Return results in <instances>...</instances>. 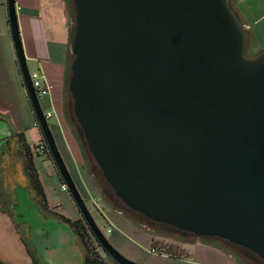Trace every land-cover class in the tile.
<instances>
[{
  "label": "water",
  "instance_id": "water-1",
  "mask_svg": "<svg viewBox=\"0 0 264 264\" xmlns=\"http://www.w3.org/2000/svg\"><path fill=\"white\" fill-rule=\"evenodd\" d=\"M68 89L79 135L112 194L171 230L219 239L264 260V49L229 0H72ZM7 19L24 87L53 164L97 244V227L57 147L33 87L16 0ZM5 129L6 123H2ZM7 132L4 136H9ZM17 212L33 237L51 233L43 264H83L67 222L45 218L25 190ZM24 237L0 212V261L33 264Z\"/></svg>",
  "mask_w": 264,
  "mask_h": 264
},
{
  "label": "rangeland",
  "instance_id": "rangeland-1",
  "mask_svg": "<svg viewBox=\"0 0 264 264\" xmlns=\"http://www.w3.org/2000/svg\"><path fill=\"white\" fill-rule=\"evenodd\" d=\"M229 2L231 3L233 0H229ZM72 5L75 12L73 2ZM260 23V25H263L264 21H260ZM249 53L251 54L250 51H248V54ZM255 54L256 53H254V55ZM27 64L31 73L39 71L38 67L33 63L27 62ZM39 102L44 114H47L49 111L54 113L45 97H40ZM66 106L67 120L71 123V117L74 115L73 100L68 87L66 91ZM0 111L7 114L5 116V122L7 124L10 122V119L13 118L16 122L18 121L20 125L23 126L27 139L35 152L34 161L40 179H42L47 198L53 206H48L46 209L43 207L40 197L34 188V184L26 172V157L20 143V138L17 135L16 138L14 137L10 139L6 144H4V146L0 145V210L7 211L11 216H15L14 210L16 209H14V205L17 203L15 190L16 188H20L29 191L32 198L39 205L41 212L46 217H54L58 220H60L59 217H64L70 219L72 222L83 220L69 191L62 190V180L53 164L51 156L37 153L39 145L44 142L43 135L37 124L36 128L33 130L34 132H30V127L33 123H35V114L27 98V93L17 63L16 53L7 19L6 0H0ZM48 123L61 156L86 204L88 211L108 242L112 245L115 244V239H119L126 244L128 248L137 251V253L143 257L141 261H138L137 259H130L128 255L122 254L112 245L127 259L139 264L179 263V261L171 258H163V256L160 255L167 253L175 255L182 254V250L180 248L181 245L178 242V244H175V240L172 239L171 236L162 231L150 228L144 221H137L141 224V226L143 225L141 229L137 225H134V222L128 221L127 218L111 209L118 208L107 195L113 193L112 189L103 179L101 170L98 168L94 158L89 152L86 142H81L78 138L76 133V123L72 122L71 125L84 152L86 160L84 164L80 163L78 155H76V153L71 149L66 140L68 135L73 140L68 127L64 124V135L62 130L55 127L57 123L56 116L49 119ZM67 133L68 135L66 136ZM24 138L26 140L25 135ZM38 139H40V141L37 143ZM6 154H8L9 157H7ZM108 203L112 206L111 208L106 206ZM122 210L124 212L125 209L123 208ZM125 213H127V215L132 219L134 218L133 216H135L132 212H128L126 210ZM133 220L136 221L135 219ZM128 223L131 225L133 224V227L139 236L125 230ZM109 224H111V226ZM106 226H109L112 229V233H107ZM18 229L27 241L29 248L33 251L26 225L23 223L19 224ZM89 233L91 232L89 231ZM78 238L81 249L86 255L87 249L85 248L84 242L79 236ZM149 238H151L152 241L148 240ZM98 249L101 253V257L106 260L107 264H115V262L106 255L100 246ZM94 251L98 252L96 248Z\"/></svg>",
  "mask_w": 264,
  "mask_h": 264
},
{
  "label": "crops",
  "instance_id": "crops-1",
  "mask_svg": "<svg viewBox=\"0 0 264 264\" xmlns=\"http://www.w3.org/2000/svg\"><path fill=\"white\" fill-rule=\"evenodd\" d=\"M72 6V0H16L19 30L27 62L36 65L38 69L43 72L47 82L52 87L50 95L45 96V98L54 111V113L49 111L53 114L52 118L56 116L57 123L55 127L62 130L63 134L65 132L64 124L68 127L73 140L69 137L68 133L66 134V136L68 135L66 140L71 149L78 155L80 163L84 164L86 162L84 152L66 116V91L72 62L70 32L75 19V12ZM232 7L247 30L248 44L246 50L253 54L262 51L264 49V24L260 25V21H264V0H233ZM6 115L5 112L0 111V123H6ZM36 124L37 119L35 117V123L30 127L31 133L34 132L33 130L36 128ZM3 128L5 132L1 136L4 140L0 142L1 146H4L10 139L16 138V136L21 133L25 135L27 143L30 144L23 126L13 118H11L10 122L7 124L8 129H5V127ZM9 131L11 134L9 136H4ZM40 139L37 140V143ZM6 156L9 157L8 154H6ZM40 181L42 183V179H40ZM18 190H25L32 200L29 191L16 188L17 204L18 201H20V197L17 194ZM47 201L48 206L53 207L48 198ZM106 206L109 208L112 207L109 203L106 204ZM14 208L17 210L18 207ZM38 209L45 218L57 219L54 217H46L39 207ZM111 209L127 218L128 221L134 222V225L142 229L143 225L141 226L139 222L134 221L127 213L119 210V208ZM0 212L7 211L0 210ZM20 222L27 227L33 251L36 256L38 254L43 255V249L48 250L54 245L51 233L45 231L42 235L33 237L31 224L23 221ZM133 224L131 225L128 223L125 230L139 236ZM109 225L111 226V224ZM16 226L18 229L17 223ZM20 234L22 235V233ZM171 238L175 240V244L179 243L181 245L182 254L175 255L167 253L160 255H162L163 258H171L179 261V263L176 264H264L258 261L254 254L219 239H200L197 237H191L189 239ZM148 240L152 241L151 238ZM77 244L82 251L79 238L77 239ZM112 245L122 254L128 255L130 259H137L138 261L143 259L137 251L128 248L126 244L119 239H115V244Z\"/></svg>",
  "mask_w": 264,
  "mask_h": 264
},
{
  "label": "trees",
  "instance_id": "trees-1",
  "mask_svg": "<svg viewBox=\"0 0 264 264\" xmlns=\"http://www.w3.org/2000/svg\"><path fill=\"white\" fill-rule=\"evenodd\" d=\"M70 75H71V71H70ZM69 79H70V76H69ZM68 84H69V82H68ZM0 121H1V119H0ZM18 136L20 138V143L22 145V148L24 150V154L26 157V166H25L26 172L30 176V178L34 184V188L40 197V200L42 202L43 207L46 209V208H48V201H47L45 190H44L42 183L40 181L39 174L37 171V167H36V164L34 161L35 152L33 151L32 146L26 142V140L24 138V134H18ZM43 140H44V138H43ZM44 142H45V140H44ZM46 155H50V152H48ZM101 175H102V172H101ZM62 184H64L63 181H62ZM59 218L61 221L69 223V225L72 227L74 232L80 238H82L84 245H85V248L87 249L86 255L84 254V263L83 264H107L106 260H104L101 257V253L99 252V249H98L99 246L97 245L95 238L91 235V233H89L90 229L84 220H77L76 222H72L68 218H64V217H59ZM26 243H27V241H26ZM27 245H28V243H27ZM28 247H29V245H28ZM94 247L96 248V250H98V252L94 251L95 250ZM29 250H30L31 254H33L32 250L30 248H29ZM0 264H5V263L0 261ZM33 264H43V263L34 255ZM115 264H117V263H115Z\"/></svg>",
  "mask_w": 264,
  "mask_h": 264
},
{
  "label": "flooded vegetation",
  "instance_id": "flooded-vegetation-1",
  "mask_svg": "<svg viewBox=\"0 0 264 264\" xmlns=\"http://www.w3.org/2000/svg\"><path fill=\"white\" fill-rule=\"evenodd\" d=\"M232 3L233 2H231V5H232ZM246 55H247V57H251V56H253L254 54L253 53H249L248 54V51L246 50ZM71 121L73 122V123H76V133H77V135H78V138L80 139V141L81 142H84V139L83 138H81L80 137V135H79V130H78V123H77V120L75 119V116L73 115L72 117H71ZM71 122V123H72ZM4 128H3V124L2 123H0V142H3L4 140L1 138V136L3 135V133L5 132L4 130H3ZM97 168V167H96ZM94 169H95V167H94ZM104 179V178H103ZM108 195V194H107ZM119 209H121V211H123L122 209L124 208L126 211H128V212H132L135 216H133L134 218L133 219H135L136 221H144V222H146V224L150 227V228H152V229H156V230H159V231H162V232H164V233H167L169 236H171V237H175V238H180V239H189V238H191V237H196L195 235H193V234H191V233H183L182 231H176V230H174V231H172L171 230V227L170 226H168V225H166V224H163V223H157V222H153V221H150L149 219H147V218H145L144 216H142V215H140V214H138V213H135V212H133V211H131V210H129L128 208H126V207H121V206H124L123 204H122V202L120 201V200H118L115 196H112V198H110V197H108ZM32 200L34 201V203L39 207V205L37 204V202L32 198ZM18 204H19V201H18ZM17 203L14 205V207H19V205H18ZM15 209V208H14ZM125 210H124V212H125ZM15 211V216H12L13 217V219L15 220V222L17 223V225H19V224H22V222H20V219L23 217L22 215H20V214H18L17 213V210H14ZM128 214H130V213H128ZM222 241H224V240H222ZM224 242H226V241H224ZM227 243V242H226ZM32 245V244H31ZM233 245V244H232ZM234 246H236V245H234ZM236 247H239L240 249H242V250H245V251H248V250H246V249H244L243 247H240V246H236ZM32 249H33V247H32ZM33 252V254H34V251H32ZM248 252H250V251H248ZM250 253H252V252H250ZM252 254H254V253H252ZM35 255V254H34ZM255 255V254H254ZM255 257L258 259V261H261L262 263H264V260H262V259H260V258H258L256 255H255Z\"/></svg>",
  "mask_w": 264,
  "mask_h": 264
},
{
  "label": "built area",
  "instance_id": "built-area-1",
  "mask_svg": "<svg viewBox=\"0 0 264 264\" xmlns=\"http://www.w3.org/2000/svg\"><path fill=\"white\" fill-rule=\"evenodd\" d=\"M30 78L31 82L33 84V87L36 91L37 96L40 97H45L50 95L52 87L49 85V83L46 80L45 75L43 74L42 71H35V72H30ZM52 113L48 112L45 114V117L47 120L52 118ZM38 154L41 155H46L49 152V147L46 142H43L39 145L37 149ZM62 190L63 191H68L67 185L64 183L62 184ZM107 233H111L112 229L109 226H106Z\"/></svg>",
  "mask_w": 264,
  "mask_h": 264
}]
</instances>
